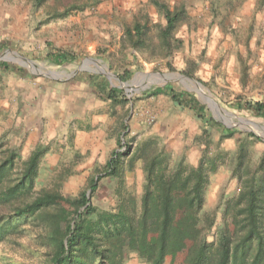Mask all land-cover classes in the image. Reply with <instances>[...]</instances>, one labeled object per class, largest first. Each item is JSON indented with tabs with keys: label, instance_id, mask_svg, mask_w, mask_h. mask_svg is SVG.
<instances>
[{
	"label": "rangeland",
	"instance_id": "rangeland-1",
	"mask_svg": "<svg viewBox=\"0 0 264 264\" xmlns=\"http://www.w3.org/2000/svg\"><path fill=\"white\" fill-rule=\"evenodd\" d=\"M154 1L171 9L184 6L187 20L173 33L179 44L161 41L165 20L152 0H0V58L6 59L0 62L8 64L7 71L0 69V145L19 155L12 176L37 149L42 157L36 190L57 184L62 195L73 197L89 192L90 180L101 176L91 203L112 209L120 181L129 194L141 195L144 158L150 154L161 153L170 167L181 161L194 168L204 150V130L213 141L210 156L235 152L248 133L260 140L250 146L253 160L264 154V119L236 107L264 103V5L259 0ZM69 6L78 10L61 17ZM134 23L146 24L141 48L125 37ZM241 46L252 53L237 61ZM55 50L75 61L54 65L47 55ZM164 77L166 86L191 94L204 107L203 119L167 96H151L165 84ZM107 87L120 89L124 100L109 101ZM222 131L234 136L219 141ZM114 153H124L120 179L103 176ZM239 188L229 158L219 161L199 222L214 216L208 241L216 244V230L226 222L231 226L222 218V202ZM10 213L9 206H0V221ZM32 227L27 223L20 233L0 235V264L46 263V249ZM183 258L180 252L163 264H183ZM125 264L144 263L130 254Z\"/></svg>",
	"mask_w": 264,
	"mask_h": 264
},
{
	"label": "trees",
	"instance_id": "trees-1",
	"mask_svg": "<svg viewBox=\"0 0 264 264\" xmlns=\"http://www.w3.org/2000/svg\"><path fill=\"white\" fill-rule=\"evenodd\" d=\"M42 1L35 0L36 4ZM152 1L165 20L159 32L161 41L179 44V40H173V33L187 20L184 6L171 9L163 2ZM259 5L263 6L264 0H259ZM71 10H78V6H69L61 17L69 15ZM145 31L146 24L134 23L126 28L125 37L132 47L141 48L146 43ZM47 56L56 66L75 61L72 54L63 50ZM0 69L7 71L8 64L0 62ZM188 76H192L191 71ZM150 94L167 96L203 119L204 107L189 93L164 86L154 88ZM106 96L113 103L124 100L118 88L107 87ZM236 107L264 119V103L238 102ZM203 134L204 150L194 168L183 166L181 161L170 167L161 153L150 154L144 158L141 195L129 194L120 181L112 209L91 203L101 176L90 180L88 194L80 191L66 197L57 184L36 190L42 152L34 150L19 173L12 176L19 155L10 148L2 150L1 144L0 206H9L11 213L0 221V235L20 233V228L31 223L46 249L45 264H125L130 254L144 264H163L166 258L173 259L180 252H184L183 264H264V154L254 161L250 149L260 140L248 133L235 152L215 151L210 156L211 133L204 130ZM233 136L232 132L222 131L219 141ZM200 139L196 137L197 141ZM123 155L114 153L105 165L103 176L120 179ZM227 158L231 178L239 182L240 188L236 196L222 202V218L230 221L231 226L226 222L216 230L215 244L208 241L214 216L210 222H199L210 174L216 171L219 161L224 163ZM187 242L192 245L184 250Z\"/></svg>",
	"mask_w": 264,
	"mask_h": 264
},
{
	"label": "crops",
	"instance_id": "crops-1",
	"mask_svg": "<svg viewBox=\"0 0 264 264\" xmlns=\"http://www.w3.org/2000/svg\"><path fill=\"white\" fill-rule=\"evenodd\" d=\"M255 25V24H254ZM248 51V54H251L252 53V49H251V47H248V49L245 47V46H241L240 48H239V50H237L236 52H235V54H236V59H237V61H238V57H239V60H241L242 58H243V53H245L246 54V52ZM52 52H54V51H52ZM240 55H242V56H240ZM249 57H251V56H249ZM27 61V60H26ZM29 62H31V61H29ZM92 62H94V61H92ZM32 63L33 62H31L30 64L32 65ZM248 68L250 67V63H251V61H248ZM253 66V65H252ZM225 67V64L223 63V65L221 66V68L223 69ZM223 71V70H222ZM128 74H126V76H127ZM125 76V77H126ZM250 77H251V75H250ZM252 78H254V76H252ZM156 88H158V87H156ZM255 102H261V101H259V100H255Z\"/></svg>",
	"mask_w": 264,
	"mask_h": 264
},
{
	"label": "water",
	"instance_id": "water-1",
	"mask_svg": "<svg viewBox=\"0 0 264 264\" xmlns=\"http://www.w3.org/2000/svg\"><path fill=\"white\" fill-rule=\"evenodd\" d=\"M23 61H25L24 59H22ZM0 61H6V59H3V58H0ZM27 63H31V62H29V61H26ZM107 76L108 77H112V78H114V76L113 75H108L107 74ZM165 78L166 77H164V82H165V84L164 85H161L162 87H164V86H166L167 84H169L168 82H167V80H165ZM180 79H184V77H180ZM191 81V84L192 85H194V86H196L197 88H200V90H202V85L200 84V83H198V82H196L195 80H190ZM125 87L128 89L129 88V86L126 84L125 85ZM156 87H158V86H156ZM159 87H160V85H159ZM199 90V92L200 93H202L201 91ZM187 93V92H186ZM209 100H211V104L214 106V107H216V108H218V106L216 105V103L215 102H213V100L212 99H210L209 98ZM89 192H87V194H88Z\"/></svg>",
	"mask_w": 264,
	"mask_h": 264
}]
</instances>
